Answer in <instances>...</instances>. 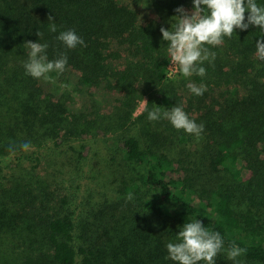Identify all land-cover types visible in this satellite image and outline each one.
<instances>
[{
	"label": "trees",
	"instance_id": "trees-1",
	"mask_svg": "<svg viewBox=\"0 0 264 264\" xmlns=\"http://www.w3.org/2000/svg\"><path fill=\"white\" fill-rule=\"evenodd\" d=\"M178 7L191 12L193 0H0V264H174L166 245L194 219L219 232L225 249L245 248L241 264H264L261 32L234 29L208 46L215 59L201 65L203 77L178 66L171 77L160 28H171ZM69 29L87 46L56 39ZM28 41L47 43L49 60L67 56L64 72L93 100L88 107L73 110L26 74ZM101 89L117 97L108 110L92 99ZM156 106H181L203 132L149 121ZM26 141L31 150L9 153ZM27 162L31 171L16 177ZM88 168L107 186L95 200L80 196ZM215 264L234 262L221 252Z\"/></svg>",
	"mask_w": 264,
	"mask_h": 264
},
{
	"label": "clouds",
	"instance_id": "clouds-1",
	"mask_svg": "<svg viewBox=\"0 0 264 264\" xmlns=\"http://www.w3.org/2000/svg\"><path fill=\"white\" fill-rule=\"evenodd\" d=\"M175 12L177 15L168 21L171 28L161 27L160 32L162 44L167 42L165 49L171 59V67L178 66L184 77L193 75L203 77L206 69L201 65L205 61L211 62L215 59V53L210 52L208 46L222 45L225 37L233 36L234 29L245 31L250 26L259 29L261 39L255 44L256 57L264 62V6L258 5L256 0H193L191 12L183 7H178ZM48 22L49 30L55 33L57 26L54 17L50 15ZM36 35L40 38L43 34L37 31ZM56 39L68 49H74L77 45L87 46L73 29L61 31ZM24 45L29 49L28 60L23 65L27 75L36 79L44 78L54 83L55 81L48 74L53 72L61 74L65 71L68 63L65 54L49 60L46 55L47 43L28 41ZM187 86L196 96L203 95L206 90L203 85L197 86L194 83H189ZM62 87L69 86L62 85ZM161 118L167 119L175 129L183 130L197 138L204 130L203 124L198 125L190 119L181 106H173L163 113L160 112V107L156 106L154 110L148 112L149 121ZM31 148V143L26 141L18 146L9 145L8 151L11 155H15L17 149L28 152ZM131 198L129 196V199ZM224 244L225 241L219 232L209 230L200 220L194 219L184 223L176 235L175 242L167 243V259L174 264H199V262L215 264V257L221 252H226L229 260L234 264H241L237 258L245 254L246 249L234 243L225 249Z\"/></svg>",
	"mask_w": 264,
	"mask_h": 264
},
{
	"label": "rangeland",
	"instance_id": "rangeland-1",
	"mask_svg": "<svg viewBox=\"0 0 264 264\" xmlns=\"http://www.w3.org/2000/svg\"><path fill=\"white\" fill-rule=\"evenodd\" d=\"M121 1L130 3V0ZM137 10L143 19H152L155 16V12L153 10L146 9L143 7H138ZM176 71L177 67H170L169 74L171 75V77H174L176 75ZM48 75H50L55 82L53 83L43 78V86L46 88L47 91L54 92L56 93L57 97H61L62 99H64L65 102L73 110L83 109L86 106L88 107L93 101L89 100L90 97H87L84 88L76 84L73 75H71L70 73L66 74L65 72H63V74L61 73L54 75L50 73ZM62 85H68L69 87H62ZM116 98V95L111 94V92L107 90L101 89L99 91H96L92 99H95V101L98 102L102 108L108 110L115 103ZM144 100L146 101L147 98L144 97L140 100L139 104L137 105L135 115H138L144 109L146 103ZM9 163L13 164V161L10 162L9 160ZM33 165V163H24L22 168H18V170L15 169V176L20 177L21 175L28 174V172L31 171V166ZM43 171L45 170H40V172ZM46 172L49 173L48 171ZM80 185V196L81 199L84 200L87 198H90L91 200L98 199L102 194L106 193L107 190L103 174L98 171L97 168L91 170L90 168H88V171L86 170L83 175Z\"/></svg>",
	"mask_w": 264,
	"mask_h": 264
}]
</instances>
